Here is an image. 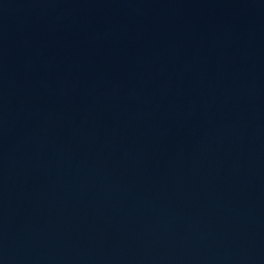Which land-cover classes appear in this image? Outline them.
I'll return each instance as SVG.
<instances>
[{
    "label": "water",
    "instance_id": "95a60500",
    "mask_svg": "<svg viewBox=\"0 0 264 264\" xmlns=\"http://www.w3.org/2000/svg\"><path fill=\"white\" fill-rule=\"evenodd\" d=\"M0 264H264V0H0Z\"/></svg>",
    "mask_w": 264,
    "mask_h": 264
}]
</instances>
